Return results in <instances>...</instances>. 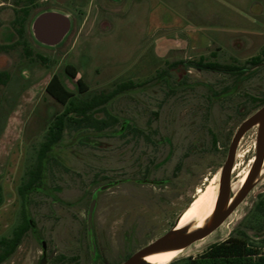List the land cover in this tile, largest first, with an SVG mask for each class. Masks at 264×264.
<instances>
[{
  "label": "rangeland",
  "instance_id": "obj_1",
  "mask_svg": "<svg viewBox=\"0 0 264 264\" xmlns=\"http://www.w3.org/2000/svg\"><path fill=\"white\" fill-rule=\"evenodd\" d=\"M202 1L193 0L195 5ZM235 1L220 4L264 32V0ZM129 2L0 0V72L9 75L0 89V243L10 241L22 225L25 200L33 220L12 257L1 264H40L43 255L48 258L54 251L48 264H123L170 232L198 189L213 184L218 201L233 138L264 106V61L242 81L187 63L204 56L239 65L264 56V44L223 51H190L181 45L154 59L155 50L142 41L144 15L128 18L122 10ZM52 9L70 15L72 29L62 44L48 48L36 42L31 26L38 14ZM53 76L73 94L67 104L47 92ZM129 81L134 85L95 115L109 123L107 128L68 127L51 148L42 186L25 199L22 190L56 119L71 104L91 101ZM259 133L255 126L242 137L234 162L230 197L249 183L244 201L220 228L168 264H191L231 236L246 235L264 255V161L253 176ZM94 198L95 249L88 225Z\"/></svg>",
  "mask_w": 264,
  "mask_h": 264
},
{
  "label": "trees",
  "instance_id": "obj_2",
  "mask_svg": "<svg viewBox=\"0 0 264 264\" xmlns=\"http://www.w3.org/2000/svg\"><path fill=\"white\" fill-rule=\"evenodd\" d=\"M264 54V48H263ZM264 61L262 54L256 55L243 64H223L220 61H209L206 57L201 56L197 61H189L187 64L191 68L199 71H212L218 73L230 74L237 81H242L245 77L251 76V69L257 68ZM177 66L185 64V62L175 63ZM162 78L166 73L162 74ZM77 73H73L75 78ZM8 73L0 72V89L7 83ZM81 92H85L87 87L84 86L83 80L79 79ZM134 85L132 81L121 83L112 92L102 95H96L91 101L79 100L71 104L63 114H61L51 126L46 142L43 144L39 163L36 171L32 173V177L22 190L25 196L29 191L40 188L42 186L43 173L46 169L50 151L65 135L66 130L72 124L96 126L98 130H103L109 126L105 119H97V112L104 110V106L118 94L128 90ZM47 92L62 104H67L73 97V94L66 88L58 76H53L47 85ZM216 95V93H215ZM73 116V117H70ZM117 122V119H114ZM25 200L24 205V221L22 225L14 232V236L10 241L3 240L0 243V264L12 257L19 246L23 236L33 228V220L28 214V204ZM247 236H231L229 239L212 244L208 250L200 257L193 259L191 264H264V255H261L257 249L248 243Z\"/></svg>",
  "mask_w": 264,
  "mask_h": 264
},
{
  "label": "crops",
  "instance_id": "obj_3",
  "mask_svg": "<svg viewBox=\"0 0 264 264\" xmlns=\"http://www.w3.org/2000/svg\"><path fill=\"white\" fill-rule=\"evenodd\" d=\"M220 1L203 0V4L195 5L193 0H131L122 10L128 18L136 17V13L144 15L142 41L155 50L154 59L181 45L190 51L230 50L241 48L244 43L255 48L263 45L264 32L245 23L241 13L224 6L228 8L225 9ZM164 33L173 38L164 37Z\"/></svg>",
  "mask_w": 264,
  "mask_h": 264
},
{
  "label": "water",
  "instance_id": "obj_4",
  "mask_svg": "<svg viewBox=\"0 0 264 264\" xmlns=\"http://www.w3.org/2000/svg\"><path fill=\"white\" fill-rule=\"evenodd\" d=\"M32 34L36 42L40 45L54 48L62 44L72 29V20L70 15L60 10H46L37 15L32 26ZM259 126L260 133L258 138V148L260 154L257 157L256 167L253 176L256 177L261 169L264 161V106L260 108L254 115L248 118L238 129L229 149L228 159L222 171L220 195L217 201L214 217L208 225L191 235H188V227L176 230L180 221V217L176 222V226L165 236L135 253L123 264H138L145 256L151 255L161 250L185 249L195 242L200 241L211 235L226 221V219L235 211V209L244 201L247 196V187L249 183H245L234 203L226 209V203L230 198L231 177L234 169V162L237 155V149L242 137L253 127ZM103 188H108L105 186ZM96 207V198L93 199L88 210V225L90 230L91 245L95 249L93 240V217ZM55 253L50 256V260ZM40 264H48V259H42Z\"/></svg>",
  "mask_w": 264,
  "mask_h": 264
},
{
  "label": "bare ground",
  "instance_id": "obj_5",
  "mask_svg": "<svg viewBox=\"0 0 264 264\" xmlns=\"http://www.w3.org/2000/svg\"><path fill=\"white\" fill-rule=\"evenodd\" d=\"M235 170L236 167H234L232 173H234ZM247 174L244 175L242 178L241 181L242 185L246 182V179L248 177ZM232 189H233V185H232ZM237 196L238 194L229 198L228 202L226 203V209L229 208L234 203ZM217 197H218V188H216L213 184L210 185L206 184L204 189H198L197 196L195 198V203L190 206L186 214L182 213L180 215V221L176 230H181L185 227H188V235H191L193 233H196L204 229L211 221V219L214 217ZM191 246L185 249L158 251L151 255L145 256L138 264H168L170 263V260L173 256H175L179 252L186 251Z\"/></svg>",
  "mask_w": 264,
  "mask_h": 264
},
{
  "label": "flooded vegetation",
  "instance_id": "obj_6",
  "mask_svg": "<svg viewBox=\"0 0 264 264\" xmlns=\"http://www.w3.org/2000/svg\"><path fill=\"white\" fill-rule=\"evenodd\" d=\"M191 203H192V202H191ZM194 203H195V201H194ZM194 203H193V204H194ZM190 205H191V204H190ZM190 205H189V207H188L183 213H185V214L187 213V211H188L189 208H190ZM182 219H183V218H182ZM182 219H181V220H182ZM42 245H43V246H42V247H43V251L46 252V250H47V245H46V243H44V242L42 241ZM53 253H55V254H54V256H55V255H56V252L54 251ZM53 253H52V254H53ZM52 254H51V255H52ZM51 255H50V256H51ZM50 256H49L48 258H46V259H48V262L50 261V259H49ZM54 256H53V258H54ZM44 258H45V255H43L42 259H44ZM42 259H41V261H42ZM41 261H40V263H41Z\"/></svg>",
  "mask_w": 264,
  "mask_h": 264
}]
</instances>
